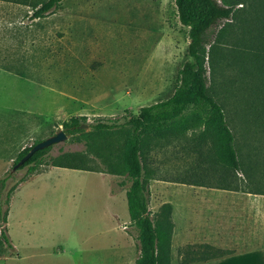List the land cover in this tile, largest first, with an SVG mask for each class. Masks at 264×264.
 <instances>
[{
    "label": "rangeland",
    "instance_id": "1",
    "mask_svg": "<svg viewBox=\"0 0 264 264\" xmlns=\"http://www.w3.org/2000/svg\"><path fill=\"white\" fill-rule=\"evenodd\" d=\"M43 1L0 0V179L8 178L2 202L11 194L10 205L3 203L9 209L3 225L8 243L0 231V250L18 257L27 243L43 251L83 249L86 243L101 248L107 238L124 244L123 236L138 250L140 231L123 201L131 186L119 158L124 135L101 138L90 126L99 118L123 121L128 112L170 99L189 60V29L179 21L175 0H65L56 12L35 20L33 6ZM239 13L214 27L213 42L223 29L227 46L242 37ZM208 70L211 94L225 102L224 80H235L236 73L213 76ZM225 111L238 152L245 154L247 133L256 129L246 130L238 111L233 115L229 106ZM73 117H87L91 135L53 146L36 172L12 171L24 149L55 136ZM68 152H86L97 172L50 166L52 157ZM181 260L172 257V264Z\"/></svg>",
    "mask_w": 264,
    "mask_h": 264
},
{
    "label": "trees",
    "instance_id": "2",
    "mask_svg": "<svg viewBox=\"0 0 264 264\" xmlns=\"http://www.w3.org/2000/svg\"><path fill=\"white\" fill-rule=\"evenodd\" d=\"M64 1L45 0L34 5L32 18L39 20L48 17L60 9ZM221 1L222 4L218 0H175L179 21L189 29L190 44L189 60L179 71L177 87L170 99L141 108L138 114L128 112L129 117H123V121L120 118H99L90 126L92 133L101 138L118 133L124 135L119 158L131 179V186L127 191L130 219L140 231L138 240L141 255L136 264H172L173 226L166 219L165 211L160 217L152 219L149 209L150 181L146 162L153 148V136L204 128L200 140H212L214 151L221 156L225 167L240 171L244 161L239 158L236 137L225 111L226 106H229L233 115L235 111L240 113L241 124L246 130L256 129V132L248 131L250 144L247 147L248 152L253 154L255 170L264 174V0ZM240 5H246L238 10L242 15V27L239 28L242 37L227 46L222 40L225 32L223 29L213 42L210 34L214 27L222 20L237 18L236 8ZM208 68L213 76L219 72L236 73L235 80L230 77L224 80L226 103L217 101L211 94ZM245 106L248 107L247 110ZM232 118L233 116L231 121ZM86 122L87 117H73L63 125V131L71 138L78 134L86 138L91 135V132L83 128ZM40 142L24 149L15 165ZM87 143L89 153L91 146L88 141ZM51 149L52 147L37 152L19 170L30 167V172H36ZM87 153H62L50 159V166L97 172L91 166L92 160ZM7 181L8 178L0 179V231L5 243H8V237L5 236L3 225L8 223L9 209L5 210L3 203L9 206L11 202V194L2 202ZM158 236H162V242ZM224 255V252L215 251L208 246L189 247L186 251H180L181 264L209 261Z\"/></svg>",
    "mask_w": 264,
    "mask_h": 264
},
{
    "label": "crops",
    "instance_id": "3",
    "mask_svg": "<svg viewBox=\"0 0 264 264\" xmlns=\"http://www.w3.org/2000/svg\"><path fill=\"white\" fill-rule=\"evenodd\" d=\"M203 130L153 136L146 162L151 217L165 211L171 222L172 257L180 258V251L189 247L208 246L225 255L192 264H264V174L255 170L249 152L239 154L244 161L240 171L225 167L212 140H200ZM167 149L169 154L164 153ZM110 197L119 195L111 191ZM122 242L107 238L101 248L86 243L83 249L59 251L27 243L24 255L0 250V259L6 264H136L141 250L130 236H123Z\"/></svg>",
    "mask_w": 264,
    "mask_h": 264
},
{
    "label": "water",
    "instance_id": "4",
    "mask_svg": "<svg viewBox=\"0 0 264 264\" xmlns=\"http://www.w3.org/2000/svg\"><path fill=\"white\" fill-rule=\"evenodd\" d=\"M83 128L87 130L89 126L84 125ZM68 140V136L65 134L63 130H61L55 136H52L37 145H35L31 151L18 163L13 167V172L18 171L21 169L37 152L45 150L47 148H51L57 144L64 143Z\"/></svg>",
    "mask_w": 264,
    "mask_h": 264
}]
</instances>
